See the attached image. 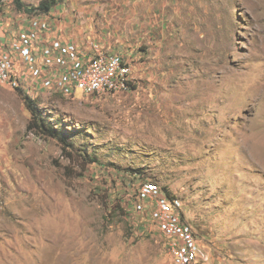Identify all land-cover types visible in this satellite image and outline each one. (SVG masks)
<instances>
[{"label": "rangeland", "instance_id": "1", "mask_svg": "<svg viewBox=\"0 0 264 264\" xmlns=\"http://www.w3.org/2000/svg\"><path fill=\"white\" fill-rule=\"evenodd\" d=\"M4 1L10 38L25 12ZM36 15L81 50L133 56L136 83L42 91L76 161L28 132L18 91L0 86V264H172L166 235L135 209L149 181L181 201L200 264H264V0H60Z\"/></svg>", "mask_w": 264, "mask_h": 264}, {"label": "built area", "instance_id": "2", "mask_svg": "<svg viewBox=\"0 0 264 264\" xmlns=\"http://www.w3.org/2000/svg\"><path fill=\"white\" fill-rule=\"evenodd\" d=\"M4 4L0 0V8ZM53 27L50 16L25 13L12 37L0 33V86L35 97H43V90L51 95L73 97L78 91L106 96L132 90L135 84L132 60L97 42L81 50L68 40L50 36ZM135 209L139 213L149 211L166 235L172 264L207 261L179 199L170 198L155 183H145L139 190Z\"/></svg>", "mask_w": 264, "mask_h": 264}, {"label": "trees", "instance_id": "3", "mask_svg": "<svg viewBox=\"0 0 264 264\" xmlns=\"http://www.w3.org/2000/svg\"><path fill=\"white\" fill-rule=\"evenodd\" d=\"M59 1L60 0H42L38 6L29 8L23 4L22 0H14L16 9L18 11H23L31 16L41 13H49L53 7L59 4ZM17 91L27 110L32 115L27 125V131L32 132L40 137L57 139L61 144L64 156L68 157L71 161H76L75 157L72 155L75 153L76 148L75 134H72V131L67 129L66 125L59 120V116L51 115L47 107H45L46 109L42 108L43 102L47 101V106H49L52 103V100H43V97H35L22 90ZM94 162L95 160H91V163ZM142 173L143 172L137 168L131 170L129 175L133 178H138L142 176ZM149 182L158 185L156 182ZM164 190L170 198H174L166 189ZM115 210L119 214L122 212V209L119 206L116 207Z\"/></svg>", "mask_w": 264, "mask_h": 264}, {"label": "crops", "instance_id": "4", "mask_svg": "<svg viewBox=\"0 0 264 264\" xmlns=\"http://www.w3.org/2000/svg\"><path fill=\"white\" fill-rule=\"evenodd\" d=\"M51 33H52V34H51L50 36H53L54 38H60V39H64V40H69L68 38H65V36H64L65 33H63V30H62L61 28L59 29L55 23H54V27H53ZM2 36H3V35H2ZM100 44H101L104 48H106L107 50L112 51L111 49L107 48L106 45H104V44H102V43H100ZM123 56H125V57L128 58L129 60H132V62L134 63V58H133V56H128V55H123ZM134 68H135V64H133V73L135 72ZM134 76H135V75H134ZM135 77H136V76H135ZM135 77H134V78H135ZM135 83H136V80H135Z\"/></svg>", "mask_w": 264, "mask_h": 264}]
</instances>
